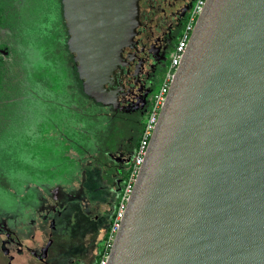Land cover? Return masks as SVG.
Instances as JSON below:
<instances>
[{
    "label": "water",
    "instance_id": "1",
    "mask_svg": "<svg viewBox=\"0 0 264 264\" xmlns=\"http://www.w3.org/2000/svg\"><path fill=\"white\" fill-rule=\"evenodd\" d=\"M140 1L61 0L97 102L111 101ZM107 264H264V0H206Z\"/></svg>",
    "mask_w": 264,
    "mask_h": 264
},
{
    "label": "flooded vegetation",
    "instance_id": "2",
    "mask_svg": "<svg viewBox=\"0 0 264 264\" xmlns=\"http://www.w3.org/2000/svg\"><path fill=\"white\" fill-rule=\"evenodd\" d=\"M194 2L140 1V26L132 43L124 47L122 62L107 84L112 91L107 96L112 102L108 103L97 102L81 92L82 81L78 72L75 74L77 69L67 47L66 29L64 46L71 59L69 67L74 85L100 118V134L95 138L98 143L93 142L91 157L86 158L85 152L80 151L68 182L58 177L39 180L26 187L22 194L17 192L11 199L3 200L0 264H55V260L63 261L62 264L97 263L110 223L102 218H110L115 213L140 139L143 118L148 115L169 63L170 51L180 37ZM99 191H104V199L95 197ZM67 220L72 224L68 231L83 233L78 244H67L65 248L54 235L64 233ZM81 244L87 252L81 249Z\"/></svg>",
    "mask_w": 264,
    "mask_h": 264
},
{
    "label": "rangeland",
    "instance_id": "3",
    "mask_svg": "<svg viewBox=\"0 0 264 264\" xmlns=\"http://www.w3.org/2000/svg\"><path fill=\"white\" fill-rule=\"evenodd\" d=\"M20 2L19 11L7 12L0 24V47H9L0 63V205L39 180L68 182L77 155L82 150L91 157L100 134L96 109L74 85L58 1ZM71 226L67 220L64 233L54 235L65 248L82 239L83 231L70 232Z\"/></svg>",
    "mask_w": 264,
    "mask_h": 264
},
{
    "label": "built area",
    "instance_id": "4",
    "mask_svg": "<svg viewBox=\"0 0 264 264\" xmlns=\"http://www.w3.org/2000/svg\"><path fill=\"white\" fill-rule=\"evenodd\" d=\"M205 3L206 0H195L187 15L180 37L170 52L169 63L167 64L163 74L160 88L154 93L148 115L141 131L140 141L137 145L133 160L128 167L125 181L117 201L115 213L106 230L97 264H107L108 262L112 244L120 228L121 221L125 215L129 198L140 172V168L143 164L151 136L158 122L161 109L165 103L177 68L183 59L192 32L196 26L198 17L202 12Z\"/></svg>",
    "mask_w": 264,
    "mask_h": 264
},
{
    "label": "trees",
    "instance_id": "5",
    "mask_svg": "<svg viewBox=\"0 0 264 264\" xmlns=\"http://www.w3.org/2000/svg\"><path fill=\"white\" fill-rule=\"evenodd\" d=\"M58 1V4L60 6V17H61V21H62V26L64 28V30L66 31V26H65V20L63 18V15H62V4H61V0H57ZM21 4L20 0H0V24L3 22L1 21L2 19H4V15L9 12L10 14H14L16 12L19 11L18 9V6ZM20 22V20H19ZM16 25V24H15ZM13 28V27H12ZM66 46V45H65ZM4 47V49H6V55L8 54V46H2ZM0 47V63L4 60V57L5 55H3V48ZM66 48V47H65ZM67 50V48H66ZM73 61V59H72ZM75 74H77V71H75ZM81 92L84 94L83 90L81 89ZM143 128V127H142ZM142 131V130H141ZM140 138H141V134H140ZM140 141V139H139ZM139 143V142H138ZM111 221V219H110ZM99 259V258H98ZM98 261V260H97ZM97 264V263H96Z\"/></svg>",
    "mask_w": 264,
    "mask_h": 264
}]
</instances>
